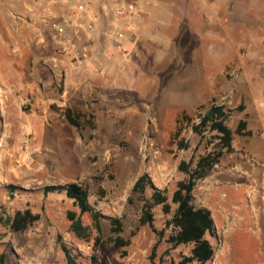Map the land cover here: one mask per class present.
<instances>
[{
  "label": "rangeland",
  "instance_id": "rangeland-1",
  "mask_svg": "<svg viewBox=\"0 0 264 264\" xmlns=\"http://www.w3.org/2000/svg\"><path fill=\"white\" fill-rule=\"evenodd\" d=\"M15 1L3 0L0 3L1 24L6 27L7 21L10 22L11 30L8 31L20 42L12 44L7 36V28L0 29V86H5L8 77L20 78L28 70L55 73L57 80L53 77L49 86L56 91H47L45 95L59 101L53 102L47 111L61 118L66 107L61 105L59 95L66 87L65 74L71 68L70 65L75 63L70 57V50L79 46L75 43L79 35L78 28L74 26V17L76 6L82 0H42V4L31 6L33 12L28 9L27 12H21L20 4L17 3L19 0ZM98 2L100 7H107L104 0ZM105 18L101 20L103 32L107 31L108 20ZM53 21L65 23L62 35L50 28ZM23 23L29 24L30 28L21 27ZM101 27L96 30L97 39L101 38ZM21 34L24 38L32 36L34 39L28 45L22 44L19 41ZM169 35L160 33L155 36L158 43L153 46L150 59L142 57L134 60L129 49L123 45L115 47L112 58L118 57V63L127 68L120 81L124 83V88L118 89V92L112 91L110 94L117 96L99 108L95 97H91L87 108L82 111L73 107L82 114L78 131L85 137L83 150L74 151L70 148L71 142L66 137L70 136L71 125L65 120H55L53 126H58L57 131L50 128L52 124L46 121L40 125L37 115L25 116L24 111L31 106L20 108V105L18 108L9 102L8 107L1 108L0 103V264H66L59 242L66 244L73 254L80 255L79 264H178L182 256H188L189 246L172 250L166 243L165 238L171 229L166 230L160 238L148 226H140L142 205L139 195L132 194V186L144 174L153 184L165 187L171 194L177 182L185 178L178 171L180 161H191V168H194L200 156L214 149V133L205 131L200 136L192 130L193 123L198 122L196 116L210 105L188 113L181 112L183 108L191 109L192 86L196 82L195 78L189 76L190 81L184 83L186 77L181 75L183 70H176L177 66L183 65V61L179 59L175 62L176 71L172 70L173 74L165 75L157 71L159 60L165 58L173 47L169 43ZM100 47L98 52L102 50V44ZM25 52L31 54V60L23 61L24 66L15 58H20ZM19 82L21 85V78ZM67 96L62 100H66ZM31 110L33 113L44 112L35 107ZM242 111L243 106L240 105L239 110L235 109L237 113L234 112L226 122L232 131L239 117H243ZM177 113V118L182 113L188 114L192 122L184 121L177 125V118L173 120ZM19 115L23 116L22 120H17L16 116ZM10 133V143L6 141L4 144ZM1 139L4 141L1 142ZM26 139L28 145L24 149L22 165L16 167L12 157L21 150ZM32 142L43 149L37 157L30 152L29 145ZM179 142L186 146L184 150L179 149ZM73 183L87 186L88 202L101 215V235L92 227L89 214L80 215L82 224L89 227L91 232L81 242L69 231L67 218L68 211L78 213V210L63 192L48 191L50 187ZM25 210L38 219L26 230L14 232L9 227V219L16 212ZM154 218L155 229L164 231V222L168 217L157 208ZM110 220L122 223L123 232L120 236L128 241L127 247L120 249L106 244L109 238L116 236L111 231ZM97 239L101 243L94 245ZM222 243L221 236L217 235L213 240L215 249ZM248 249L245 246L243 250L245 257ZM239 257L233 254L232 264H250L241 262Z\"/></svg>",
  "mask_w": 264,
  "mask_h": 264
},
{
  "label": "crops",
  "instance_id": "crops-1",
  "mask_svg": "<svg viewBox=\"0 0 264 264\" xmlns=\"http://www.w3.org/2000/svg\"><path fill=\"white\" fill-rule=\"evenodd\" d=\"M82 1L89 5L81 18L86 20L92 11H96L98 22L94 30L86 34L87 37L77 30L79 40L75 43L80 45L88 39L89 52L84 61L71 64L66 72V87L59 95L61 105L82 111L87 108L91 97L98 100V108L104 102L108 103L117 96L110 93L125 86L120 81L127 68L118 63V57L112 58L115 47L120 44L129 49L134 60L150 59L152 48L158 43L155 36L169 33V43L173 47L165 58L159 60L157 71L173 74L175 62L181 59L183 65L177 66L176 70H183L184 83L190 81L189 76L196 80L192 86L191 109L183 108L181 112L188 113L211 104L231 110L241 105L243 117L238 121H246L247 130L252 133L250 136L235 135L232 151L225 154L193 190L195 204L210 211L216 234L223 237L222 245L215 249L209 264H232L233 254L240 256L241 262L264 264V0H135L137 11L122 18L115 16L110 0H104L105 8L100 7L98 0ZM10 2L16 3L15 0ZM17 3L21 12H27V9L33 12L31 6L43 1L19 0ZM103 17L108 20L106 32L101 27ZM9 24L7 21L5 27L0 22V29L7 28L10 42L19 44L8 31L11 30ZM99 26L101 38L97 39L95 35ZM21 27L30 28L25 23ZM119 34H122L121 38ZM22 35L19 37L22 44L28 45L34 39ZM101 44L103 48L98 52ZM15 59L22 65L23 61L31 60V54L25 52ZM53 77L56 81L55 73L28 70L20 77L21 85L19 77H8L5 86H0L1 108L8 107L9 102L18 108L20 105V108H41L43 114L33 113L30 108L24 111V115H37L40 125L46 121L52 124L50 128L59 131L53 124L56 119L64 122V116L61 114L59 118L56 113L47 111L53 102L59 100L45 95L47 91H56L49 86ZM66 95L67 99L62 100ZM21 117L16 116L17 120H22ZM69 132L66 140L71 142L70 148L83 150L84 135L72 126ZM10 135L7 134L4 144L6 141L10 143ZM33 142L29 149L37 157L43 149ZM154 186L165 189L157 184ZM245 246L249 247L247 257L243 255Z\"/></svg>",
  "mask_w": 264,
  "mask_h": 264
},
{
  "label": "trees",
  "instance_id": "trees-1",
  "mask_svg": "<svg viewBox=\"0 0 264 264\" xmlns=\"http://www.w3.org/2000/svg\"><path fill=\"white\" fill-rule=\"evenodd\" d=\"M240 109V106L237 108ZM236 109V111H237ZM235 110H229L224 106L211 104L202 114H198L197 123H193L192 130L197 135H202L205 131L214 133V149L200 156L191 168V161L181 160L178 171L185 178L176 184V189L170 194L167 189L159 190L146 175L139 177L132 187V194L139 195L141 202L140 226H148L157 237H163L165 231L171 229L166 236V243L170 249L175 250L181 246H189L188 256H182L178 264H208L214 257L215 246L213 240L217 238L215 225L208 209L195 204L193 190L197 182L211 173L220 159L232 151V141L235 135L250 136L252 133L247 130L244 120L237 122L236 128L232 131L226 122L233 115ZM62 115L69 125L80 130V118L82 114L75 108L67 106L63 109ZM192 118L186 113H182L177 118V125L186 121L192 122ZM186 146L179 142V149L184 150ZM48 191L63 192L65 197L71 200L73 207L78 213L67 212L69 220V231L78 241H84L90 236V229L84 226L80 215L89 214L92 220V227L98 235H101L100 219L101 215L95 211L88 202V188L82 184H69L66 186H56L48 188ZM159 208L165 217L164 231H157L154 227V211ZM38 218L32 216L29 211L16 212L9 219V227L14 232H21ZM111 231L114 238H109L106 244H112L123 249L128 246V241L124 240L120 234L123 232V225L118 220H110ZM60 247L64 254L66 264H79L80 255L73 254L66 244L61 242ZM101 241L96 240L94 245H99ZM0 263L2 258L0 257ZM171 264H174L171 262Z\"/></svg>",
  "mask_w": 264,
  "mask_h": 264
},
{
  "label": "built area",
  "instance_id": "built-area-1",
  "mask_svg": "<svg viewBox=\"0 0 264 264\" xmlns=\"http://www.w3.org/2000/svg\"><path fill=\"white\" fill-rule=\"evenodd\" d=\"M88 5L89 3L80 1L76 6L75 17H74L76 20L75 25L78 28V31H81L84 34H88L92 32L98 22V14L96 11H92L89 14L88 19L86 20H83L81 18L84 12L86 11ZM110 7L114 12L115 16L122 18L125 15L134 14L137 11V2L135 0H110ZM66 23L69 24L68 22ZM50 28L58 35H62L65 32V23L63 24L53 21L50 23ZM121 37L122 34H119V38ZM129 41L132 42L131 37L129 38ZM118 48L122 52H125L124 49H122L120 46H118ZM70 51H71L70 57L73 62L78 63L84 61L87 58L89 52V40L86 39L78 47H72ZM27 145H28V139L23 141L21 150L17 151L13 155L12 161L14 166L19 167L22 165L24 149L27 147Z\"/></svg>",
  "mask_w": 264,
  "mask_h": 264
}]
</instances>
